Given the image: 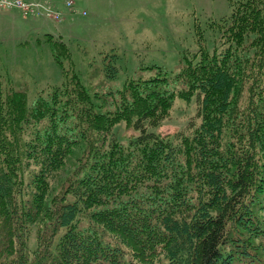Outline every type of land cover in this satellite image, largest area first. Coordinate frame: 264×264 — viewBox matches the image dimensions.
Listing matches in <instances>:
<instances>
[{
    "label": "trees",
    "instance_id": "1",
    "mask_svg": "<svg viewBox=\"0 0 264 264\" xmlns=\"http://www.w3.org/2000/svg\"><path fill=\"white\" fill-rule=\"evenodd\" d=\"M231 6L212 49L200 28L176 73L116 92L84 85L63 38H47L63 81L32 101L0 57V264L262 263L264 0ZM178 97L196 99L195 119L152 131ZM122 121L138 132L127 144L112 134Z\"/></svg>",
    "mask_w": 264,
    "mask_h": 264
},
{
    "label": "rangeland",
    "instance_id": "2",
    "mask_svg": "<svg viewBox=\"0 0 264 264\" xmlns=\"http://www.w3.org/2000/svg\"><path fill=\"white\" fill-rule=\"evenodd\" d=\"M60 1L63 4L65 0ZM74 1L87 14L69 15L63 22L0 9L3 70L17 88L28 92L31 101L48 84L63 81L48 35L63 38L69 45L84 85L91 92L105 94L121 89L129 79L157 76L158 66L170 74L176 73L184 57H191L200 49L198 29L203 30L206 45L212 49L220 38L213 23L232 13L231 0ZM111 65L117 68V74H113ZM196 113L195 98L188 101L178 97L169 118L151 130L173 138L187 128ZM112 134L127 144L138 132L122 121L113 127ZM79 150L53 176L56 191L77 166ZM36 234L34 228L30 235L33 246L37 243Z\"/></svg>",
    "mask_w": 264,
    "mask_h": 264
},
{
    "label": "built area",
    "instance_id": "3",
    "mask_svg": "<svg viewBox=\"0 0 264 264\" xmlns=\"http://www.w3.org/2000/svg\"><path fill=\"white\" fill-rule=\"evenodd\" d=\"M0 9L18 10L24 17L43 18L63 22L67 16L81 12L74 0H65L60 5L57 0H0ZM86 15V11H82Z\"/></svg>",
    "mask_w": 264,
    "mask_h": 264
},
{
    "label": "crops",
    "instance_id": "4",
    "mask_svg": "<svg viewBox=\"0 0 264 264\" xmlns=\"http://www.w3.org/2000/svg\"><path fill=\"white\" fill-rule=\"evenodd\" d=\"M58 3H59V4H61V1H60V0H58Z\"/></svg>",
    "mask_w": 264,
    "mask_h": 264
}]
</instances>
